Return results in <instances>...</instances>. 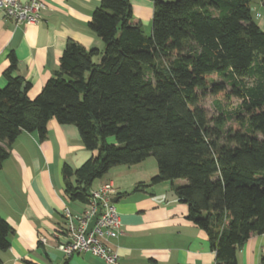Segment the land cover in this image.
<instances>
[{
    "label": "trees",
    "instance_id": "16d2710c",
    "mask_svg": "<svg viewBox=\"0 0 264 264\" xmlns=\"http://www.w3.org/2000/svg\"><path fill=\"white\" fill-rule=\"evenodd\" d=\"M152 2L145 35L129 0H100L88 27L102 50L68 40L33 99L29 84L12 76L17 60L8 55L0 168L20 133L43 140L50 119L74 125L83 146L98 154L77 168L63 164L66 200L86 203L93 182L112 167L153 157L149 184L185 180L175 193L188 205L187 219L205 232L216 264H237V250L264 231V31L251 0ZM206 93L241 101L234 125L225 129L232 118L223 114L210 125L200 105ZM12 231L0 217V251Z\"/></svg>",
    "mask_w": 264,
    "mask_h": 264
},
{
    "label": "crops",
    "instance_id": "0c3cea01",
    "mask_svg": "<svg viewBox=\"0 0 264 264\" xmlns=\"http://www.w3.org/2000/svg\"><path fill=\"white\" fill-rule=\"evenodd\" d=\"M25 2L27 0H19ZM45 5L37 24L14 27L0 11V87L12 52L17 60L13 77L29 84L27 96L33 99L59 66L68 40L85 48H103L89 29L91 14L100 0H41ZM170 1V0H165ZM132 15L145 35L151 33L152 0H129ZM257 15V14H256ZM264 31V20L258 24ZM4 146V143H1ZM97 150H87L74 125L50 119L46 137L22 132L9 146V157L0 168V217L13 231L9 247L0 251V264H106L89 253L65 257L56 248V234L64 226L63 210L75 202L63 193L61 168L67 163L77 168ZM148 157L132 166L112 167L97 179L91 189L110 181L121 233L107 245L118 254L119 264H216L205 232L187 219L188 205L177 200L175 188L185 180L150 185L157 165ZM148 167H150L148 171ZM141 183L144 188L135 189ZM149 188L152 193L145 190ZM122 193H127L122 195ZM44 238V242L40 240ZM264 256V231L251 235L237 250V264H260Z\"/></svg>",
    "mask_w": 264,
    "mask_h": 264
},
{
    "label": "built area",
    "instance_id": "2783aa9c",
    "mask_svg": "<svg viewBox=\"0 0 264 264\" xmlns=\"http://www.w3.org/2000/svg\"><path fill=\"white\" fill-rule=\"evenodd\" d=\"M45 5L41 0H0V11L14 27L37 24L41 20ZM114 188L104 181L90 189L89 198L83 209L72 213L63 210L64 226L56 234V248L65 257L76 253H89L101 258L106 264H119L117 252L107 245L108 240L121 233V222L115 203ZM94 223L89 228L91 221ZM44 242V238L40 240Z\"/></svg>",
    "mask_w": 264,
    "mask_h": 264
},
{
    "label": "rangeland",
    "instance_id": "374dc122",
    "mask_svg": "<svg viewBox=\"0 0 264 264\" xmlns=\"http://www.w3.org/2000/svg\"><path fill=\"white\" fill-rule=\"evenodd\" d=\"M173 1V0H170ZM250 8L252 10L253 15V21L258 25L261 20H264V6L260 3L259 0H251L250 2ZM257 14V15H256ZM261 29V28H260ZM262 30V29H261ZM263 31V30H262ZM218 80V79H217ZM248 83H251L250 80H247ZM229 90V87H227ZM241 101L237 99L236 97H230L229 99H223L220 100L216 96L206 93L205 95L200 96V105L206 110L208 117L211 118L210 125L213 126V119L220 114H223L225 118H232L226 125L225 129L228 126H232L235 124V119L237 117V112L240 111ZM261 138V136H258ZM223 138L220 140L222 141ZM147 164H150L152 162L153 164H156V161L153 157L149 158V161H146ZM150 167H148L149 171ZM96 181V180H95ZM95 182H93V185ZM152 192V190L150 189ZM82 204L79 202H75V206H71V208H74V210L77 211L78 208H82Z\"/></svg>",
    "mask_w": 264,
    "mask_h": 264
},
{
    "label": "water",
    "instance_id": "95a60500",
    "mask_svg": "<svg viewBox=\"0 0 264 264\" xmlns=\"http://www.w3.org/2000/svg\"><path fill=\"white\" fill-rule=\"evenodd\" d=\"M20 90H21V91L23 90V86L21 87ZM145 191H146L147 193H152V192L150 191L149 188H147ZM117 201H118V198H117V197H113V198H112V202H113V203H116ZM94 221H95V218H93V220L91 221V223H90V225H89V228L92 226V224L94 223Z\"/></svg>",
    "mask_w": 264,
    "mask_h": 264
}]
</instances>
